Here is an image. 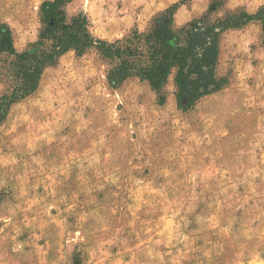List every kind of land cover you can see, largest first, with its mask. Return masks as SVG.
<instances>
[{
    "label": "rangeland",
    "instance_id": "1",
    "mask_svg": "<svg viewBox=\"0 0 264 264\" xmlns=\"http://www.w3.org/2000/svg\"><path fill=\"white\" fill-rule=\"evenodd\" d=\"M42 1L0 0L16 51L35 40ZM212 1L71 0L67 11L113 42L173 4L180 27ZM216 1L211 19L264 6ZM260 35L251 24L221 37L229 85L188 113L171 84L163 106L137 80L110 88L92 52L47 69L0 125V264H264Z\"/></svg>",
    "mask_w": 264,
    "mask_h": 264
},
{
    "label": "trees",
    "instance_id": "2",
    "mask_svg": "<svg viewBox=\"0 0 264 264\" xmlns=\"http://www.w3.org/2000/svg\"><path fill=\"white\" fill-rule=\"evenodd\" d=\"M71 0H44L38 7L36 38L21 51L13 45L8 24L0 22V125L10 109L31 97L39 88L44 72L55 67L61 57L90 52L107 66L106 82L114 90L129 80L146 85L163 106L172 85L176 110L193 111L204 98L221 92L229 81L217 75L221 37L233 30L255 24L260 28L264 48V6L255 13L229 12L211 19L223 6L212 1L206 13L177 27L174 15L181 3L158 12L143 30L133 29L123 38L107 42L91 33L86 15H70Z\"/></svg>",
    "mask_w": 264,
    "mask_h": 264
},
{
    "label": "bare ground",
    "instance_id": "3",
    "mask_svg": "<svg viewBox=\"0 0 264 264\" xmlns=\"http://www.w3.org/2000/svg\"><path fill=\"white\" fill-rule=\"evenodd\" d=\"M181 16H183V15L182 14L175 15L174 16V21L181 22L182 21V17Z\"/></svg>",
    "mask_w": 264,
    "mask_h": 264
},
{
    "label": "crops",
    "instance_id": "4",
    "mask_svg": "<svg viewBox=\"0 0 264 264\" xmlns=\"http://www.w3.org/2000/svg\"><path fill=\"white\" fill-rule=\"evenodd\" d=\"M181 17H182V16H181ZM185 19H186V17H185V18L182 17V21L185 20ZM248 185H249V184H247V186H246L247 191H249V188H248L249 186H250L251 188L256 187V184H255L254 181H252L251 184H250L249 186H248Z\"/></svg>",
    "mask_w": 264,
    "mask_h": 264
}]
</instances>
